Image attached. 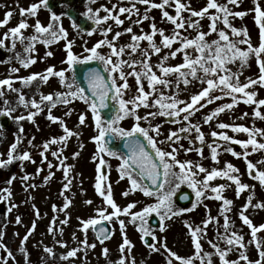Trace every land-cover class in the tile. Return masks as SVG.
<instances>
[{
	"label": "rangeland",
	"instance_id": "obj_1",
	"mask_svg": "<svg viewBox=\"0 0 264 264\" xmlns=\"http://www.w3.org/2000/svg\"><path fill=\"white\" fill-rule=\"evenodd\" d=\"M162 2L163 0H150L148 5L141 4L138 0H95V3H92L91 0H86L82 4L78 2L76 3L77 9L83 14L91 7L94 10L101 9L99 15L103 17L109 15L108 12L103 10V8H107L112 10V15L118 16L124 21L123 24H117L115 20L109 19L106 23L102 22L97 25L92 34L82 33L77 27H73V24L62 16L66 8H68L67 5H62L56 9L55 13L60 16V23L67 30V38H60L51 44H45L42 41L49 37L44 34L39 41L34 43L33 51L27 52L25 50L26 47L32 43L30 38L37 35L34 27L36 21L39 20L42 25L47 26L52 23V14L49 13L45 5L41 4L36 16L21 15L20 10L22 8L28 9L32 4L40 3V0H0V21L6 19V13H12L11 18H8V23L0 26V42H2L0 44L9 55L5 61L0 62V80L11 79L13 81L12 87L15 89L9 90L7 86H4L3 95L0 99V119L1 116H5L9 121L7 127L3 128L0 126V161H8L10 159L11 145L17 143V138L19 137V143L15 153H13L15 158L11 159V163L0 166V202L6 205L0 213V264H119L122 257L125 258V264H133V260L135 264H168L169 259L173 260V264H180V261H176L174 257L170 256L169 250L183 258H194L196 256L193 237L188 227L189 224L193 228L198 226L204 230L203 233L198 234L202 244L200 256L204 259H193V264H207L208 254H211V264H222V260L216 249L212 247V244L218 245L222 250L231 248L232 250L228 251L225 257L230 262L248 264L250 261L251 264H256L257 261H260V251L262 249L256 247V241H260L262 248H264V229L257 232L256 237L253 238L251 226L243 223L241 213L243 212L244 215L249 217L253 226L260 227L264 225V207H257V205L264 204V184L255 178L258 176L259 170H264V163H260L264 161V150L253 151L251 146H249L247 149L249 155L246 160L244 158L246 150L241 144H236L233 141H224L219 136L213 137L211 133L214 131L224 132L232 137L233 140L244 141L249 139L247 133L235 132L232 128L220 129L218 125L227 123L234 126L242 125L249 129H264V119L257 118L254 115L257 108L264 114V106L248 104L245 102L247 98L243 94H236L237 101L232 109H226L217 117H214L211 122L206 123L204 117L209 115L215 108L233 103L231 96H225L220 90H215L213 95L223 96V99L215 100L212 104H207L206 107L200 106L206 104V100L201 101L196 106L199 110L189 117L191 123L198 125L200 131L203 132V143L197 138L198 133L195 129L191 132H179L181 127H188V121L183 120L184 113L179 118L180 122H177L176 117L160 115L149 116L147 120L142 119L139 121L141 126L145 128H149L150 125L153 129L159 126L160 132L158 135L155 131L150 132L158 142L166 141L164 144L158 143V146L165 151L176 149L177 159L182 162L192 161L194 165L193 171L196 172L194 177L189 173H185L190 179L181 181L179 179L180 169L178 166L175 167L172 170L175 174H170L168 182L164 183L163 188L153 196H146L139 189L132 191L130 181L127 178H120L119 168L122 163L120 156L123 155L112 156L106 152L99 153V146L94 140V137L98 134L95 120L90 108L83 101L74 99L67 105L58 103L51 110L52 115L60 118L57 122H52L48 119V102H44L41 105L44 110L34 117V122L28 119H16L19 116L27 117L29 112L36 111L35 108L31 107V100L35 99L40 102L41 95L53 94L55 98L56 94L68 91L64 84L60 82V78L55 75H50L47 83L38 78L30 84H25L22 78L29 77L33 73L47 74L46 70L49 67H54L55 71L67 70L66 75L71 80L72 73L66 63V45L68 42H72V52L75 55L80 57L88 55L85 47L91 48L101 39H105L103 33L108 27H111L112 31L107 34V39L113 40L115 34L119 32L121 35L113 42L117 48H125V52L121 57H113L114 61L120 59L125 61H130L131 59L140 60L143 58L142 50L148 49L151 54L149 62L153 66V71L156 75L162 77L163 74L157 67L159 64L163 63L166 67H175L185 63L183 52H177L174 57L171 55V52L181 48L179 38L176 39L171 48L163 47V38L157 32L153 39L155 44L161 47L159 54L152 51L147 40L140 41V50L132 53L128 45L133 43L131 39L133 34L126 32V29L129 28L127 27L129 23L133 24L132 30L137 32L136 35L151 34V26L154 23L157 29H163L164 34L168 36H172L174 31H178L183 37L195 39L199 32H205L209 33L205 39L208 43H211L220 39L218 32L219 30H224L233 41L248 39L253 47H258L261 42V29L256 19L257 13L255 9L259 6L261 10H264V0H238L235 5L229 4L228 0H217L220 4H226L233 13H246L242 18L229 16L228 20L231 27L223 23V14L217 13L216 9H209V15L204 18L192 16L191 11H182L178 14L185 21V26L182 29H176L175 25L163 16L164 11H168L171 16H177L175 0H170L164 9L151 7V3L159 4ZM182 2L192 10L200 11L207 6L209 0H182ZM133 4H135V9L132 12L121 13L119 11L122 7L132 8ZM136 9L139 10L138 13ZM146 10L149 23H136L137 20H142L141 15L144 16ZM211 15L219 16L216 32H212L210 29L212 23ZM135 16L137 18H134ZM193 20L199 21L197 28L189 26V22ZM21 21L27 22L29 27L22 29L24 39L21 41L17 38L15 47H13L10 30L18 26ZM233 27L246 29L247 36L233 35ZM5 33H9L7 38H5ZM238 47L247 50L248 45L239 44ZM98 51L104 55L110 54V49L106 45L102 46ZM186 51L193 58L200 56V53L193 48H188ZM48 53H51V55H48ZM29 56L35 60V63L30 64L29 67L22 66L20 59L28 58ZM165 56L168 57L167 60L163 59ZM57 57L60 58L58 59ZM240 63L237 60L235 63L228 64L227 67L232 73H239L241 84L248 83L249 78L258 80L261 72L255 55H250L247 64L243 68L240 67ZM14 68L19 69V71L13 72L12 69ZM123 70L125 73L132 71L127 65L124 66ZM136 70L141 71L139 65H137ZM183 71L187 72L188 69H183ZM197 75L198 77H205L202 71H199ZM163 78L171 83L167 86L157 85V91L153 96L149 97V103H153L161 92L166 97L176 96L179 100L190 103L193 95L198 94L204 87H207L206 83L202 84L199 79H195L190 75L187 76L190 81L187 85L183 83L184 78L179 77L178 73L170 74ZM178 81L179 88H177ZM128 83L130 88L124 96L126 100L131 99L137 90L136 79L133 76H128ZM143 84L146 91H152L146 78L143 79ZM246 91L255 92V100H264V85L257 83L250 86ZM21 93L25 101L28 102L27 107L20 102ZM183 106L180 105V107ZM9 109L13 110L11 115L6 114ZM158 110L157 106L140 107L137 111L143 117L149 112H157ZM67 112L71 114L66 115ZM81 115L85 116L83 124L80 123L79 119ZM60 121H63L68 129L77 134L70 137L64 144H51L49 142L53 138L58 139L65 135ZM136 123L137 121L133 116H128L118 121V126L122 129L130 130ZM21 126L23 127V132H20ZM26 129L28 132H38H36L37 134L31 133L29 135L31 144L37 142L43 146L45 143L49 144L46 150L42 147L41 150L36 152L37 159L33 160L34 162L31 159H19L23 153L28 152L27 149H24V144L27 141V137L24 136ZM173 131L178 132L179 136L183 138L176 140L173 137L172 141H167V137ZM257 139L264 143V137H257ZM213 148L216 149L215 160L212 158ZM187 149H191V151H187ZM198 149H202V155ZM228 149H232L240 155L235 156ZM53 152L58 154L59 159L57 156L52 155ZM41 153L44 155L42 156ZM75 153H79V155H74ZM45 156L47 159L44 158ZM101 157L105 161L102 166L99 164ZM61 160L64 162L63 167H61ZM248 161L256 165L252 175H249ZM229 163L239 170L235 173L229 172V175L237 176L241 183L249 185V188L238 192L239 186L234 181L220 176L209 181L210 189L205 192L204 197L198 200L195 189L190 187V180L202 181L206 173L199 172L195 165H201L208 172H211L214 169L225 171ZM50 164L52 165L51 167H49ZM31 166L35 171L33 174L28 173V168ZM101 172L106 177L102 182V186L107 191V186L111 185L112 197L121 209L126 208L130 204H135V207L129 209L127 214L122 212L119 218L113 217L109 221L114 227L113 234L109 240L102 244L96 240L91 227L86 233L82 227V221L97 217L98 208H107L109 213L114 211L107 205L106 200L99 195L95 187L97 177ZM25 177L27 179H24ZM15 181H24L25 183L14 186ZM227 183H231L229 184V195L225 194L226 189L224 188L221 190L220 195L224 199L232 201V203L225 206L223 200L214 198L216 194L211 191V187H218ZM66 184L69 185L67 189H65ZM30 185L35 187H30ZM182 186H187L195 194L196 202L193 204L195 208H193V205L188 208L193 209L192 211L182 212V209L176 203V195ZM9 191L11 195H9ZM125 192L129 194L125 196ZM161 192L170 194L172 211L167 212L163 219L164 210H162V215L152 213L145 218L146 223L143 226L154 239V247L146 248L141 241V237L144 235V232L140 230L141 223L139 220L135 223L133 222V214L141 212L149 205L156 204L158 202L157 195ZM14 195H17L15 199H18L19 204L14 202ZM237 195L240 196V200L236 199ZM250 198L251 203H249ZM68 200L71 201V204L67 209H64V205ZM87 201H92V203L89 204ZM23 207L28 209L30 218L32 216L37 221L35 222L34 231L32 230L33 221L20 218V210ZM197 209L202 210L200 216L195 213ZM37 212L39 215H37ZM152 217L157 218L161 222L162 227L160 229L151 227L150 220ZM209 217L212 220L205 225L204 222ZM17 218H19V223ZM226 218L228 221L227 230L225 229ZM65 220L67 223H63ZM120 220L124 221L123 229L121 228ZM53 221H55L54 225ZM29 232H31V235H28ZM233 233L243 237L245 248H240L239 245L230 246L226 243V238L232 236ZM26 235H28V239L24 242L23 238ZM125 236L132 246L130 249L125 248L121 252V245ZM85 239H87L88 245L95 244V247L92 248L83 244L82 241ZM209 241L212 243H209ZM249 241L252 242L250 243ZM48 248L52 249L51 253L46 251ZM73 249H78L76 256L65 259L64 257L67 256V253ZM104 249L108 250L107 255H105ZM8 252H11L12 255L9 256ZM242 254L247 255L248 261L241 259Z\"/></svg>",
	"mask_w": 264,
	"mask_h": 264
},
{
	"label": "snow or ice",
	"instance_id": "obj_2",
	"mask_svg": "<svg viewBox=\"0 0 264 264\" xmlns=\"http://www.w3.org/2000/svg\"><path fill=\"white\" fill-rule=\"evenodd\" d=\"M92 3H95V0H91ZM139 3L148 5L150 4V0H138ZM170 0H163L162 3H151L152 8H160L164 9L165 5H168ZM229 4H237L238 0H228ZM41 4L47 6V0H40V3H34L30 6L28 9H21V15H32L36 16L38 9L40 8ZM176 5V12L177 16H171L169 15L168 11L163 12V16L166 17L168 20H170L174 25L176 29H182L185 26V21L182 16H179L178 14L182 11H191L192 16L194 17H200L204 18L206 15H209V9H216L217 13L223 14V23L225 25L229 24L228 17L229 16H235V17H243L246 15L245 12H231L230 9L226 4H220L217 2V0H209V3L207 6L200 11L192 10L188 5L182 2V0H175ZM133 9H135V4H133L132 8H120L119 11L121 13L124 12H132ZM104 11L108 12L109 15H105L101 17L99 15V12L101 9H93L91 7L88 8L87 12L85 13V16L88 19H92L95 21L97 25L101 24L102 22L106 23L109 19L115 20L117 24H123L124 21L121 20L118 16L112 15V10L103 8ZM138 9H136V12L138 13ZM257 13V21L259 23V27L261 29V42L258 47H253L250 43V40L248 39H241L238 41H233L229 38L228 34L224 30H219L218 35L220 39L212 41L211 43H208L205 37L209 33L205 32H199L197 37L195 39H188L186 37H183L180 35L178 31H174L172 36H168L164 34L163 29H157L156 25L152 24V33L151 34H144V35H136L133 34L131 39L133 41L132 44L128 45V47L131 49L132 53L137 52L140 50V41L147 40L150 44V47L152 51L156 54H159L161 52V47L157 46L154 42V36L157 32L162 36V46L171 48V46L176 42V39L179 38L181 43V48L177 49L176 51L171 52V55L174 57L177 52H183L184 53V60L185 63L180 64L175 67H166L163 63L159 64L157 67L159 68L160 72L163 74V77H167L170 74H179V77L184 78L183 83L187 85L190 83V81L187 79V76L190 75L195 79H199L202 84L206 83L207 87H204L198 94H195L191 97V102H186L179 100L176 96H164L163 92L160 93V96L154 100L153 103H149V97L153 96L155 92L157 91V85H164L167 86L171 82L162 76L156 75V73L153 71V66L149 62L151 59V54L149 53L148 49L142 50V56L143 58L140 60L131 59L130 61H125L123 59L114 61L113 57H121L124 52L125 48L120 47L117 48L114 44V40L118 39L121 33L117 32L113 38V40L107 39V34L112 31L111 27H108L104 30V36L105 39H101L98 41L93 47L88 48L85 47V51L88 53V55L85 56H77L72 52V42L69 41L66 45L67 48V60L66 63L69 65V70H71L73 73H75V65L77 64H88L91 61H99L104 65L105 70L109 73V76L106 77L100 69H90L85 79L87 80V86L89 89H91V93L89 94L86 89L82 86H80L75 78V75L69 80V78L66 75L67 70H60L55 71L54 67H49L46 70L47 74H41V73H33L29 77L22 78L23 82L25 84H30L32 81L37 80L38 78L42 80L44 83H47V81L50 78V75H55L60 78V82L64 84V86L68 89L67 92H61L56 94V97L54 98L53 94L48 95H41L40 102H37L35 99L31 100L30 104L31 107L35 108L36 111L29 112L27 117L25 116H19L16 117L17 120H25L28 119L30 121L34 122V117L41 111H43V107L41 106L44 102H48V119L52 122H57L60 120V118L52 115V109L57 106L58 103H63L65 105L69 104L74 99H79L83 101L91 110L93 114V118L95 120V126L98 130V134L94 137L95 142L99 146V153L107 152L109 155L112 156H120L119 153L113 152L110 148H107V139L106 137L111 133L113 135H118L120 138H127V143L125 147L128 150V153L126 156H120V159L122 160V163L120 164V178L124 179L127 178L130 181L131 184V190L135 191L137 189L143 191L144 195L146 196H153L156 193L153 192L152 188L145 184V181L150 180L153 185H157L160 189L163 188V184L160 183L161 176H163L164 182H168V177L170 174L173 173V169L175 167H179L180 174L179 179L181 181L190 179L188 175H185V173H189L192 177L196 175V172L193 171V162L192 161H180L177 159L176 156V149H173V151H165L161 147L158 146L159 144H164L166 141H157L153 135L150 134V132L155 131L157 135L160 132L159 126H156L154 129L151 128V125L149 128L142 127L139 121L147 120L149 116L155 117L157 115L160 116H172L177 118V122L179 121V118L181 117V114L183 115V120L188 121V127H181L179 129L180 133L184 132H191L193 129L196 130L198 133V139L203 143L204 141V134L202 131H200V128L198 125H194L191 123L189 117L191 115H194L196 111L199 109L196 107L198 104H200L201 101L206 100V104L200 105L201 107H206L207 104H212L215 100L223 99V96L220 95H213V92L215 90H220L225 96H231L233 98V103L224 104L222 106H219L215 108L209 115L204 117V120L206 123H209L213 120L214 117H217L220 113L224 112L226 109H232L234 106V103L237 101L236 94H243L244 97H246V103L248 104H257L260 106H264V100H255L256 93L246 91L250 86L255 85L257 83H260L264 85V10H261L259 6L255 9ZM6 19L3 21H0V26L6 25L8 23V18H11L12 13L8 12L5 14ZM130 18V17H129ZM144 20L149 19L147 15V10L145 11V14L143 16ZM210 19L212 21L210 25V29L212 32L217 31V20L219 19L218 15H211ZM52 23H49L47 26H44L40 23L39 20L36 21V24L34 25L37 35H34L30 38L32 43H30L26 47L27 52L33 51L34 43L36 41H39L41 39V36L44 34H47V37L42 42L45 44H51L54 41L60 39V38H67V30L63 27L62 23H60V16H58L56 13H52L51 16ZM179 20V22H177ZM141 20H137L136 23H141ZM55 25V28H54ZM199 25L198 20H193L189 22V26L193 28H197ZM29 25L25 21H21L18 26L13 27L10 30V34L13 39V47H15V41L17 38H19L21 41H23L24 37L22 34V29L28 28ZM73 27H79L75 21H73ZM132 28L129 27L126 29V32L132 33ZM233 35L240 36L244 35L247 36V30L246 29H236L232 28ZM92 34V33H90ZM9 33H5V38H7ZM223 42V43H222ZM2 43V42H0ZM239 44H246L248 45L247 50H244L240 47H238ZM107 46L110 49L109 55L101 54L99 49H101L102 46ZM188 48H193L195 51L200 53V56L198 58H193L188 54L186 51ZM207 53V55H205ZM48 55H51V53H48ZM250 55H255L260 67L261 75L259 76L258 80H252L249 78L248 83L241 84L239 81V73H232L231 70L227 67L230 63H235L237 60H239L240 67L243 68L250 57ZM164 60H167L168 57L165 56L163 58ZM20 62L22 66L29 67L30 64L35 63V60L32 59L30 56L28 58L20 59ZM127 65L132 69L131 72L125 73L123 70L124 66ZM137 65L140 66L141 71H137L136 67ZM183 69H188L187 72L183 71ZM13 72H18L19 69H12ZM202 71L205 74V77H198V72ZM223 73V74H221ZM131 75L136 79L137 83V90L136 94L131 97V99H124V96L129 90L130 85L128 83V76ZM146 78L148 80L149 86L152 89L151 92L146 91L143 84V79ZM206 78V79H205ZM235 81V82H233ZM13 81L11 79H4L0 80V96L3 95V89L4 86H7L9 90H15L12 87ZM177 88H179V81L177 82ZM109 99L115 100L117 102V110L116 114L113 118L109 119L108 121H105L101 115V112L103 109H106L109 107ZM20 102L25 104V106H28V102L25 101V98L23 94L20 95ZM131 105V107H130ZM180 105H184L183 107H180ZM157 112H149L146 116H140L138 114V109L140 107H157ZM13 110L9 109L6 111L7 115H11V112ZM70 112H67L66 115H70ZM245 115H247L245 113ZM255 117L264 119V114L261 113L259 108L254 112ZM128 116H133L137 123L130 129L125 130L118 126V121L123 120L124 118ZM80 123L83 124L85 122V116L81 115L79 117ZM65 135L57 138H53L49 143L56 144V143H66L67 140L72 137L73 135H76L77 133L73 132L72 130L68 129L66 124L63 123V121H60ZM220 129H227L232 128L235 132H243L247 133L249 139L241 141V140H233L232 137L228 136L224 132H212L211 135L213 137L219 136L224 141H233L236 144H241L244 149L246 150L244 153V158L247 160V156L249 153L247 152V149L249 146H251L253 151H259L264 150V143L260 142L257 137H264V129H249L245 126H234L227 123H220L218 125ZM20 132H23V127L21 126ZM143 137V140L141 139ZM173 137L176 138V140L182 139L183 137L179 136L178 132L173 131L170 133V135L167 137V141H172ZM145 141L147 142V145H150L151 151L149 147L146 146ZM19 143V137L17 138V143H14L11 145V151L9 153L10 159L8 161H0V166H3L7 163H11V159L15 158L13 156V153H15V150L17 148V145ZM31 143V142H30ZM49 144L45 143L44 148L45 150L48 148ZM62 150V149H61ZM187 151H191V149H187ZM200 151V154L202 155V149H198ZM213 159H216V149L213 148ZM228 151H232V154L235 156H239L240 154L235 152L232 149H228ZM98 153V154H99ZM43 156L44 154L41 153ZM53 156H57L59 159V156L56 152L52 153ZM74 155H79V153H75ZM47 159V157H44ZM158 158V159H157ZM21 160H30L31 155L28 152L23 153L19 157ZM66 159V158H65ZM34 162V161H33ZM105 161L101 157L99 160V164L102 166L104 165ZM260 163H264V161H261ZM64 162L61 160V167H63ZM52 165L50 164L49 167ZM249 175H252L253 169L256 168V165L253 164L251 161L247 162ZM199 169V172L206 173V176L204 180L202 181H196V180H190V187L195 189L197 199L199 200L201 197L205 196V192L210 189L209 181L214 180L217 177L224 176L227 177V179L234 181L236 185H238V192H242L245 189L249 188V185L241 183L240 179L237 176L229 175V172H238L239 170L236 169L233 165L230 163L227 165V170L221 171V170H212L211 172H208L207 169H205L201 165H195ZM162 170V171H161ZM50 178V177H49ZM258 179L262 184H264V170H259L258 176L255 177ZM24 179H27L25 177ZM106 179L104 174L101 172L100 175L97 177V183L95 185L99 195L103 197L106 200L107 205H109L114 211L111 213L108 212L107 208H98L97 209V217L90 218L86 221H82V227L84 232L86 233L87 230L92 227L95 228L97 225H99V233L103 237V239H107L108 236L106 235V229L103 227L104 221H111L113 217L119 218L121 213L127 214L129 212V209L134 208L135 204H130L126 208L121 209L114 201L112 194H111V185L109 184L107 186V191H105L104 186H102V182ZM70 184V181H69ZM201 185V186H198ZM30 187H35L34 185H30ZM69 187L68 184L65 185V189ZM225 187V185H219L218 187H211V191L215 193L216 199L223 200L225 206L230 205L232 201L224 199L220 193L221 190ZM8 191V190H6ZM129 193L125 192L124 195L127 196ZM9 195H11L9 191ZM158 202L154 205H149L145 207L141 212H137L133 214V222L135 223L137 220L141 223V231L144 232L145 235H149L144 228V224L146 223V217L150 216L152 213H156L157 215H162V210H164L162 219L164 218V215L167 214V212H171V202H170V194H166L161 192L157 195ZM87 203L91 204L92 201H87ZM249 203H251V198L249 199ZM71 204V201L68 200L65 205L64 209H67L68 206ZM55 207V206H54ZM257 207H264V204L257 205ZM193 208H195V205H193ZM193 209H182L181 211H192ZM37 215L39 213L37 212ZM241 219L243 220L244 224H247L251 226V235L253 238L256 237L257 232L264 229V225H261L260 227H256L252 225V221L249 219L247 215H244V213H241ZM212 220L211 217H209L204 223L207 225ZM17 222L19 223V218H17ZM63 223H67V221H63ZM55 224V221H53V225ZM121 228H124V221L120 220ZM189 229L191 230V235L193 237V242L195 245V251L196 256L194 258H183L177 255L175 252H170V256L174 257L176 261H180V264H193V259H201L204 258L200 256V253L202 251V244L200 242V236L198 234L203 233V229L200 227L193 228L192 225H188ZM228 227V221L227 218L225 219V229L227 230ZM32 230H35V223L33 224ZM28 235H31V232H29ZM28 235H26L23 240L24 242L27 241ZM250 243L252 241H249ZM83 244L88 245L87 239L82 241ZM209 243H212L209 241ZM226 243L230 246L239 245L240 248H245V245L243 243V237L237 235L236 233H233L232 236L226 238ZM66 247V245H64ZM89 247L94 248L95 244L88 245ZM131 242L127 239L125 236L123 244L121 245V252L125 250V248H131ZM154 247V246H153ZM166 247V245H165ZM212 247L216 249V252L219 254L222 264H237V262L233 261L230 262L225 257L227 256L228 251H231V248L228 249H220L218 245L212 244ZM256 247L261 248L260 251V261H257L256 264H264V248H262L261 242L256 241ZM158 250V249H156ZM23 251V249H21ZM48 252H52V249L48 248L46 249ZM78 249H73L72 251H69L67 253V256L64 257L65 259L68 257H74L77 254ZM108 250L104 249L105 255H107ZM8 255L11 256L12 253L8 252ZM241 259L244 261H248V257L246 254L241 255ZM119 264H125V258H121ZM133 264H135L133 260ZM168 264H173V260L169 259ZM207 264H211V254H208L207 258ZM248 264H251L249 261Z\"/></svg>",
	"mask_w": 264,
	"mask_h": 264
},
{
	"label": "water",
	"instance_id": "obj_3",
	"mask_svg": "<svg viewBox=\"0 0 264 264\" xmlns=\"http://www.w3.org/2000/svg\"><path fill=\"white\" fill-rule=\"evenodd\" d=\"M65 2L71 4L74 2V0H57V1L48 0L47 5H48L49 9L53 11L57 6H59L61 3H65ZM67 14L72 20H74L77 23V25L83 31H92L94 29L95 24L93 22L89 21V19L87 17L80 16L79 12L75 8H70V10L68 11ZM0 50H1V48H0ZM90 69H100V71L106 77L109 76V73L105 70L104 65L99 61H91L88 64H77V65H75L74 75H75L76 81L80 86L84 87L89 94L91 93V89H89L87 86V80L85 79V76ZM108 103H109V107L106 109H103L101 112V115L105 121H108L109 119H111L115 116L116 110L118 107L115 100L109 99ZM106 139H107V145H106L107 148H110L113 152H122L125 154V156L127 155L128 150L125 147V145L127 143V138H120L119 141H116L114 135L110 133L106 137ZM141 139L143 140V137H141ZM145 144L151 150L150 145H147L146 141H145ZM151 151H153V150H151ZM163 181H164L163 176H161L160 183L162 184ZM145 182L147 183L148 186H150L152 188L153 191H156L159 188L157 185H153L150 180L145 181ZM193 198L194 197H193L192 193L189 192V190H187L185 188L177 195L178 202L183 206H187L189 203H191L193 201ZM99 227L100 226L97 225L95 227V231L97 233V237L102 241L104 239L99 233ZM103 227L107 230L106 235L109 236L110 232H111V227L108 224H106L105 222H103ZM145 240H146L145 242L149 241L148 238H146Z\"/></svg>",
	"mask_w": 264,
	"mask_h": 264
}]
</instances>
